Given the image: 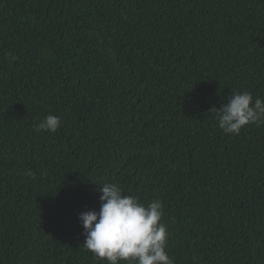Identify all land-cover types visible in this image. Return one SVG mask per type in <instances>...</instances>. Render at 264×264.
Here are the masks:
<instances>
[{
  "label": "trees",
  "instance_id": "1",
  "mask_svg": "<svg viewBox=\"0 0 264 264\" xmlns=\"http://www.w3.org/2000/svg\"><path fill=\"white\" fill-rule=\"evenodd\" d=\"M243 91L264 0H0V264H107L78 218L105 182L162 202L174 264H264V125L211 111Z\"/></svg>",
  "mask_w": 264,
  "mask_h": 264
},
{
  "label": "clouds",
  "instance_id": "2",
  "mask_svg": "<svg viewBox=\"0 0 264 264\" xmlns=\"http://www.w3.org/2000/svg\"><path fill=\"white\" fill-rule=\"evenodd\" d=\"M16 59L12 56L9 62ZM211 111L226 135H239L249 125H264V100L254 99L248 91L232 93L226 103ZM60 125L61 118L49 114L36 124L35 131L55 133ZM98 186L99 212L86 211L78 217L84 230V249L107 264H174L166 251L169 232L162 222V202L153 200L145 205L117 184Z\"/></svg>",
  "mask_w": 264,
  "mask_h": 264
}]
</instances>
